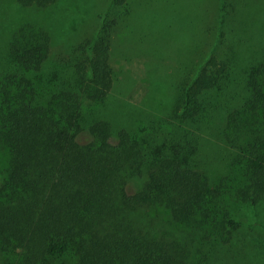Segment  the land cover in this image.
Returning <instances> with one entry per match:
<instances>
[{
  "label": "trees",
  "instance_id": "16d2710c",
  "mask_svg": "<svg viewBox=\"0 0 264 264\" xmlns=\"http://www.w3.org/2000/svg\"><path fill=\"white\" fill-rule=\"evenodd\" d=\"M129 13H103L97 30L56 53L51 30L21 20L0 48V264H209L214 242L242 225L238 207L264 208L261 60L238 75L207 54L179 72L163 115L118 127L97 115ZM217 108L233 173L213 182L198 154Z\"/></svg>",
  "mask_w": 264,
  "mask_h": 264
},
{
  "label": "rangeland",
  "instance_id": "374dc122",
  "mask_svg": "<svg viewBox=\"0 0 264 264\" xmlns=\"http://www.w3.org/2000/svg\"><path fill=\"white\" fill-rule=\"evenodd\" d=\"M123 9H129V18L125 26L118 25L112 39L115 79L97 114L114 127L166 113L187 62L198 63L214 53L233 62L238 75L248 65L264 62V0H55L42 8L0 0V48L15 23L32 20L53 32L56 53L97 30L103 13ZM224 118V109L217 108L201 133L204 154H198V167L213 182L233 173L228 174L230 154L222 138ZM86 138L82 134L80 140ZM5 167L6 155L0 149V180ZM238 208L242 225L227 240L214 242L209 264H264V208L260 213L259 208ZM61 260L72 263L70 256Z\"/></svg>",
  "mask_w": 264,
  "mask_h": 264
}]
</instances>
